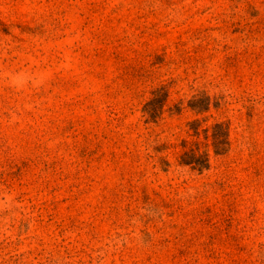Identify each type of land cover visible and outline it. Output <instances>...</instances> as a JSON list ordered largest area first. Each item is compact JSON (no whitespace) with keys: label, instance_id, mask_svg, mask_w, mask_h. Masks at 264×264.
Instances as JSON below:
<instances>
[{"label":"rangeland","instance_id":"1","mask_svg":"<svg viewBox=\"0 0 264 264\" xmlns=\"http://www.w3.org/2000/svg\"><path fill=\"white\" fill-rule=\"evenodd\" d=\"M0 264H264V0H0Z\"/></svg>","mask_w":264,"mask_h":264}]
</instances>
